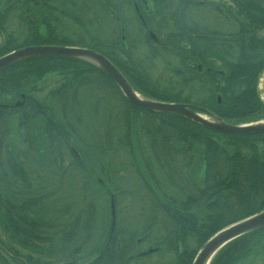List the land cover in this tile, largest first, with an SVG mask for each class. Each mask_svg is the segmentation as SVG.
Returning <instances> with one entry per match:
<instances>
[{"label": "flooded vegetation", "instance_id": "1", "mask_svg": "<svg viewBox=\"0 0 264 264\" xmlns=\"http://www.w3.org/2000/svg\"><path fill=\"white\" fill-rule=\"evenodd\" d=\"M84 1L89 7L91 6L90 9L88 7L91 11L95 4L91 0ZM216 4L214 3L215 6L207 4L203 0H102L99 7L104 15L101 29L105 34L93 36L87 31H80L77 34L72 33V36H65L61 32L62 28L61 30L58 28L54 13L70 16L76 22L81 21L80 24L78 23L80 28H83V21L87 24L93 23L89 16L85 17L81 13L80 19L77 20L79 12L78 15L68 12L70 7L73 11L78 8L74 0H0V41H3L0 44V52L11 51L23 45L83 47L109 59L136 89L183 101L179 103L198 105L220 116L225 115L227 111L224 108L225 98H231L236 93L241 96L246 94L247 99L251 95V101L246 103V106H233L234 109H230L228 113H246L257 118L264 117V107L256 95V81L259 80V75L264 69V36L259 34L264 29V24L260 23L264 22V0H230L229 5H224L223 2H219V6ZM140 50L148 51L147 55L151 58L162 60L165 57L161 62L166 63H141L138 60L142 57L144 59L145 55L137 54ZM245 55L246 59H244ZM129 59L134 63H130ZM16 63L0 70V94L3 95L0 96V164L5 168L8 166L10 171L5 178L0 177V185L10 190V196H13L12 191L17 187L27 194L26 201L30 198H38L37 216H32L31 228L38 227L41 233L38 237H28V235L18 237L17 230L5 233L4 223L11 221L13 225V221L11 219L4 221L0 216V248L5 251V253L1 251L0 264H9L6 257L7 260H12V263L20 260L23 264H27L24 257L28 256V250L32 247H29L28 243H35L38 239L45 242L48 238L46 233L49 231L57 229L59 239L66 242L67 238L62 237H72L75 226L81 222L79 219L84 218L82 225L89 227L88 221L93 214L90 207L91 198L87 196L96 192V188L100 194L109 198V211L113 213V217L108 213V219L112 221L114 232L110 240L114 242L110 246L108 243L111 241L107 243L108 236L104 240V246L100 245L96 249L88 247L85 264H143L145 262L143 259L162 253L170 257L168 261L161 256L154 264H187L192 251L189 250V244L185 246L180 243L177 246L178 250L181 249L177 260L171 250L157 253L154 250L156 245L148 246L150 240L146 235L141 237L139 234L138 237L137 233L131 230L115 231L118 222L116 207L119 194L133 195L131 199L135 196L132 200L136 204L140 202L137 205L142 206L141 211L150 208L151 215L144 221L148 229L158 222L161 225L162 220H165L161 213L164 207L170 214L180 211L184 219L187 215L192 216L193 211L204 210L202 193L205 190L200 164L203 158L205 161L202 153L206 141L213 143V145L209 144L210 146H214L215 143L225 148L229 142H238L229 139L228 136H237L247 145L243 147V151L247 153L248 147H251L253 151L250 150L249 154H256L258 164L264 163V132L226 134L183 119L178 121L176 118H169L170 124L164 126H159L157 124L159 121L156 122L158 119H154L155 128L153 131L151 129L152 133L146 128L149 138L145 141V145L141 137L133 142L128 136L127 140L126 132L125 139L115 141V144L127 149L126 153H129L127 159L139 182V188L134 190L133 187L124 188L120 185H114L113 188L108 166L110 156L106 155L111 145L108 132L104 133L105 138L100 142L85 143L90 147L94 144L103 147L101 151L103 156L96 155L89 158L84 152L87 146L82 141L85 140L75 130L87 126L76 120V122L66 120L62 125L58 116L64 115L66 118V115L71 114L70 116L73 117L69 110L74 114L80 113L81 109L78 108L81 100L89 99L87 102L93 112H96L100 106V101L102 104L110 105L107 80L109 77L93 65L73 59L46 58ZM146 64L152 71H155L159 64L160 67L156 68L155 73L159 76L154 75L156 79L145 72ZM162 73L171 80L166 82L169 83L168 86L160 85L159 78ZM13 77L19 80L14 83ZM51 78H57L51 89L43 90L44 88L40 86L33 90L28 88L30 83H36L34 80H42L49 85ZM228 83L231 91L230 94L227 92L225 94ZM24 84L26 93L23 96L18 92L16 99L12 101L6 99L12 95L10 91L21 90ZM120 112L121 110L115 119H118L117 123L121 129H124L118 117ZM91 125L95 127V124ZM9 127L23 129L19 140L26 146L23 151L18 152V142L15 140L17 136H12L11 131H8ZM219 137H224L225 141H220ZM77 142L81 145L78 146ZM146 142L149 145H146ZM37 144H40L39 148L42 147V151L38 152L41 155L39 161L42 166L37 174V181L40 182V178H43L45 183L40 185L38 190L33 191L26 164L30 152L37 148ZM236 145L231 148L234 149ZM45 146H47L46 151ZM133 148H137V155H130ZM231 148L227 151H231ZM150 161L156 164L159 170H153ZM143 162L145 163L142 165ZM145 164L147 170L144 169ZM15 168L18 177L13 172ZM121 169L117 167V171ZM159 171L163 174L165 185L160 180ZM47 175H50V183L46 182ZM24 183L29 185V188H25ZM63 191L70 196V202L62 213V224L56 221L48 222L44 218L45 199L57 196ZM72 195H78L82 208L88 206L85 214L83 210L81 216L79 213L69 214L68 208L72 207L75 201ZM164 196L167 199L166 204L162 203ZM190 196L193 206L189 203ZM174 199L177 201L173 202ZM3 207L0 208V213L8 214L11 218L15 213L13 207L15 208L16 205L11 208L4 205ZM26 207L24 206L23 210ZM74 210L73 208L71 211ZM22 215L28 216L27 213L20 214ZM200 215L197 221L192 220V224L196 223L197 227L202 229L205 222L201 221ZM60 220L61 217L58 221ZM22 221L25 224L18 220L16 227H22L26 231L27 222ZM66 225L73 229L70 236L62 232ZM178 226L183 225L178 224ZM92 227L90 226L87 236L90 232L93 233ZM253 233L255 234L248 236L242 245H238L237 241L229 245L218 264H238L240 256L246 259H251L253 256L261 259L260 255L264 256V227ZM201 235L202 233L198 232L190 236L193 248L196 242L200 241ZM172 237L173 235L169 241L173 240ZM1 242L6 244L7 251L3 249ZM142 243L144 245H141ZM41 255L43 257L44 252ZM34 264H45V262L37 261ZM259 264H264V257Z\"/></svg>", "mask_w": 264, "mask_h": 264}, {"label": "rangeland", "instance_id": "2", "mask_svg": "<svg viewBox=\"0 0 264 264\" xmlns=\"http://www.w3.org/2000/svg\"><path fill=\"white\" fill-rule=\"evenodd\" d=\"M74 1L78 5V8H76L73 11V9H71V7H70V8H68V12H72V14H75V15L76 14L78 15V12H79L77 20L80 19L79 16L82 14L85 15V17L89 16V18L92 19L93 23L87 24V22L83 21V23H82V24H84L83 28H80L79 24L81 23V21L76 22L70 16L69 17L68 16H60L59 14L54 13L55 18L57 19L56 23H57V25H59L58 28L60 30L62 28V30H63V31L61 30L62 34H64L65 36H67V35L72 36V33L77 34L80 31H87V32H89V34H91V35L93 34V36H98V35L100 36V35L105 34L102 32L103 29H101V28H103L104 15L102 13L103 11L101 12V9L99 7L102 0H91L92 3L95 4L91 11L89 10L91 8V6L89 7V4L85 3L84 0H74ZM229 1L230 0H203V2H206L207 4H211V5H214V3H217L216 6H219L218 5L219 2H223L224 5H229ZM88 7H89V9H88ZM100 13L102 15H100ZM71 16L73 17V15H71ZM212 17L214 18V16H212ZM76 25L78 28L74 27ZM259 34H262V36H264V29H262V31H260ZM75 40H77V39H75ZM78 40H79V38H78ZM2 42L3 41H0V44ZM146 50H140V52L137 53L141 56H142V54H144L146 56V58L144 56V59L142 57V59L138 60V61H141V63H166V62H161L162 60H165V57L162 58V60L161 59H155L154 57L151 58L150 55L149 56L147 55L149 52L148 51L145 52ZM100 55H102V54H100ZM46 58L73 59V58H69V57H47L46 56V57L27 58V59L20 60L18 62L25 61V60L46 59ZM107 60L110 63H112L109 59H107ZM159 67H160L159 64H157L156 68H159ZM150 68L146 64V68H144L145 72L151 78L156 79L155 76L156 75L159 76L158 74L155 75L156 68H155V71H152ZM157 70L159 71V69H157ZM261 76L264 77V69H263V71H261L258 79H260ZM13 78L14 79L12 80V82H14V83L17 82V80H19L16 77H13ZM55 79H57V78H55ZM55 79L51 78V80H50L51 82H49V85L45 84L46 82L44 83V81L42 82V80H40V81L34 80L36 83L35 84L30 83L28 85V88L30 87V89L33 90V89H35V87L40 86V87L44 88L43 90H45V89L48 90V88L51 89L55 85L54 84ZM169 80H170L169 76L165 75V73H162V75H160V78H159V81L161 83L160 85L168 86L169 83L166 84V82H168ZM263 82H264V79H260V80L256 81V86H257V89H256L257 94L256 95H257L259 102L264 107V89H262ZM20 84H22V83H20ZM25 87H26V85L24 84L20 88L21 90L10 91V92H12V95L6 99H9L11 101L16 99V96H17L16 93H18V92H20L19 94H21L23 96L26 93ZM6 89H8V86L6 87ZM178 89H179V87H178ZM184 89L185 88L182 89L183 92H184ZM181 93H182V91H181ZM42 94L48 95L47 93H42ZM42 94H40V95H42ZM183 94H185V92ZM0 96H3V95L0 94ZM88 100L89 99H86V101L85 100L79 101V108L78 109H81L80 113L74 114L72 111L69 110V112L74 115L73 117L70 116L71 114L66 115V118L64 117V115H58L59 120L61 122L60 124L63 125L66 120H69L70 122L79 121L81 124H84L87 126V128H83V126H82V129L79 128V129H75V130L85 140V141H82L84 143V145L87 146V149H85L84 152H85V155L89 158H92L96 155L98 157H101V155L103 156V154L101 152L103 150V147L96 146L95 144L93 147H90L89 145H87L85 143L87 141L88 142H92V141L100 142L101 140H103L105 138L104 133L108 132L109 141H110L111 145H109V152L106 155L110 156V163L109 164H108V162H106V163L109 166V176H110V180H111L110 182L112 184V187L114 188V185L115 186L120 185L124 188L133 187L134 190H137L139 188V185H138L139 182L136 178V175L133 173L131 165H129V162H128L129 160L127 159V156H129V153H126L127 149L124 147H121L120 144H115V141H117L119 139L120 140L125 139L124 138L125 137V130L121 129V126L117 123L118 119H115V116L117 115V113L120 110V104L115 101V102H112V104H110V105H106V104H102V102L100 101V103H101L100 106H98L96 112H93V111H91L92 107L90 106L89 102H87ZM178 100H181V99H178ZM191 105L194 106L193 104H191ZM58 113L59 112L57 110V114ZM163 114H167V113H163ZM168 114L169 115H176V114H170V113H168ZM176 116L181 117L185 121L193 122L189 119H186L183 116H180V115H176ZM254 117H255V119H258V121L264 122V117H258V118H257V116H254ZM129 118H130V126L132 129V131H130L132 136L129 135L131 138L130 141L134 142L135 139H138L141 137L140 139H142V143H143V145H145V141L148 140L147 138H149V136L146 134L147 129L144 126V124H145L144 123V120H145L144 114L140 111H136L135 113H134V111H131V115ZM208 118H210V117H208ZM158 121L159 120H156V122H158ZM37 122H38V119L36 118V123ZM160 122L163 124H170L168 119H165V120L160 121ZM92 123L95 124V127H93L91 125ZM177 123H175V124H177ZM195 124H197V123H195ZM236 124H245V122H240V123H236ZM178 126L185 127L183 125H178ZM8 131H11V134L13 137L17 136L15 138V140H16V142H18V144H17L18 145V152L23 151L26 148V146L24 144H21L19 141L20 137L23 134L22 133L23 129L22 128L9 127ZM218 136L219 135H217V137ZM212 137L215 138L214 135H212ZM224 139H225L224 137H219L220 141L221 140L225 141ZM39 145L37 144V148L33 149L32 153L30 152L29 159H28L27 164H26L27 174L30 177V179L32 180V185H31L32 188L31 189L33 191L38 190L39 186L43 185L45 183L43 181V178H40V182L37 181V178H38L37 174H38V172H40V168L42 166L41 162L39 161V158L41 157V155H39V153H38L39 151H42V147L39 148ZM42 145H44V144L42 143ZM77 145L80 146L81 144L79 142H77ZM146 145H149V144L146 142ZM44 148H45L44 150L46 151L47 146H45ZM225 148H228V147H225ZM147 151H148V149H147ZM134 154L137 155V148H133V150H131L130 155H134ZM36 155H37V157H36ZM115 155H120V156L117 157ZM20 157H22V156L20 155ZM89 161H91V159ZM144 163L145 162H143L142 165ZM117 167H121L122 168L121 171H117ZM150 167L153 170L155 169V171L159 170L158 167L156 166V164H154L152 161H150ZM144 169L147 170L146 164L144 166ZM40 176H41V174H40ZM49 177H50V175H47V177H46L47 183L51 182V180L49 181ZM118 177H119V179H118ZM160 180H161V182H163V185L166 184L164 177H163V174L161 172H160ZM3 187L0 185V208L2 207V209H3L4 208L3 205L8 206L9 208L16 205L17 211L15 212V214L11 215V218H10V215H8V214L0 213L1 219H3L4 221L11 219L13 221V224H16V221L20 220V214L26 213L23 211L24 206H22V207H20V206L22 204L24 205V201H26L27 194H24V192H22L21 190H19L16 187L15 188L16 190L12 191L13 196H10V190L4 189ZM99 192L100 191H98L96 188V192L87 196V198L89 196L91 198L90 199V207H91L93 217L89 218L88 224H90V226H93L91 228L92 232H93L92 234L90 232V235L87 236L88 231L90 230V226L84 227L82 224H83V221L85 219L81 218V219H79L81 221L80 224L77 223V225L75 226V229H74L75 233L72 235L71 238L67 237L68 241H66V242L61 241L59 239V234L56 232L57 231V229H56V230H52V231L47 232V233L51 232L52 235L48 236V238L45 240V242L42 240L40 241V239H38L35 241V243L29 244V247L32 246L33 248L31 247V250H28L29 254L25 253L28 256L25 255L24 261L27 264H29V263L34 264L37 261L38 262L44 261L45 264H67V263H69V264L70 263H72V264H85L86 251H87L88 247H91V248L95 247V249H96L100 245L104 246V243H105L104 240L108 236L109 237H108L107 243L109 241H111L108 244L110 246H112L114 240H110V237L112 236V233H114V232H113L112 221L108 219V213L109 214L111 213V211H109V203H108L109 198L106 195L104 196V195L100 194ZM176 194H178V193H176ZM72 196L74 197L75 201H74L73 206L72 207L69 206V208H68V209H70L69 214L71 213L72 215H75L76 213L77 214L79 213V215L81 216V215H83L81 212L82 210H83V213L85 214V212H86L85 210L88 208V206H85L84 208H82L80 206L81 202L78 198V195H72ZM132 196L133 195H127V194L121 195V194H119V196L117 198L116 218H117L118 222L115 226V231L116 230L120 231V229L124 230V231L131 230V231H135L137 233L138 237H139V234H141V237H144L143 235H146V234H144L145 231H148V229L144 225L145 224L144 221L150 217L151 211H150L149 207H147L145 210L141 211L142 206L137 205L140 202L136 204L133 201L135 196L132 198L133 200L130 198ZM47 197H48V195H47ZM104 197H105V201H104ZM69 200H70V196L66 195V193L64 191L60 192L59 195H57V196H53V197L50 196V197L46 198L45 199L46 213L44 214V218L48 222L56 221V223L62 224L61 223L63 220L62 219V215H63L62 213L65 212L66 205H69L68 204L70 202ZM136 201H138V200L136 199ZM25 203H27V202H25ZM73 208L75 210L71 211ZM60 217H61V220L58 221V219ZM159 226H160V224L158 222L151 229V234L148 235V238H147L148 240H150V243L148 246L153 247V245H155V243L157 241V236L161 235V228ZM145 228H146V230H145ZM18 230H20V228ZM87 237H90V238H87ZM1 239H3L2 236H1ZM187 240L189 243V250H191L194 246L193 242H191V237H189V239H187ZM231 242H229V243H231ZM196 244H197V242H196ZM141 245H144V244L142 243ZM166 245L169 246V248H171V243L169 245V242H166ZM1 246L3 247V249H5L7 251L6 244H3L1 242ZM164 247H165V244H164ZM200 247H202V245ZM184 249L185 248H183V250ZM1 251L3 253H5V251H3L0 248V255L2 253ZM117 251H118V248H117ZM21 252H23V251L21 250ZM42 252H44L43 257L41 255ZM195 254H196V252L193 254L192 257H190V255H189V258H188L189 262H187V264H192L193 257L195 256ZM263 254H264V250H263ZM161 256L164 257L165 260H167V261L170 258V257H166L164 255V253H162L160 255L154 254V255H151L150 257L143 259L145 261V262H143V264H154L158 260L159 257L161 258ZM260 256L262 257L261 259L263 260L264 256L263 255H260ZM259 259L260 258H257L254 256L251 257V259H246V257L242 258L240 256V259L238 260V264H259V263H261V259H260V261H258ZM6 261H8L9 264H23L22 261H20V260L14 261V263H12V260L11 261L7 260V257H6Z\"/></svg>", "mask_w": 264, "mask_h": 264}, {"label": "trees", "instance_id": "3", "mask_svg": "<svg viewBox=\"0 0 264 264\" xmlns=\"http://www.w3.org/2000/svg\"><path fill=\"white\" fill-rule=\"evenodd\" d=\"M244 21H248V20H244ZM260 23L264 24V22H260ZM243 36L246 37L245 35ZM26 46H34V45H23L22 47H26ZM7 52H2V53L0 52V56ZM244 59H246V55L244 56ZM129 62L134 63V61L131 59H129ZM19 64H23V63H19ZM87 64L89 65V63ZM107 80H108V93H109L110 103L112 104V102L116 101L120 104L121 112L119 113L118 117L120 118L122 126L125 129L127 140L129 135L132 136L130 132L132 131V129L130 126V118H129L131 115V111H134V113L136 111H141L144 114L145 117L144 126L147 129H149L150 133H152L153 129L155 128L154 119L159 120V123H157L159 126L166 125L160 122L165 119L176 118L178 119V121L179 119H182L181 117H178L176 115H169L163 113H150L147 111H142L138 107H135L134 105L130 104L122 96L116 85L110 79ZM129 84L136 92H138L139 94H141L146 98L157 101H163V102H183L166 97L164 95H160L159 93H147L143 90L136 89L131 82H129ZM229 85L230 83L227 84V89H225L224 91L225 94L226 92L230 94L231 87ZM212 86L215 88L213 82H212ZM236 94L231 98H225L224 108L225 110H227L226 114L225 115L223 114L222 116L216 114L217 117L225 122L232 124L254 120L255 119L254 116L247 115L246 113L243 114L228 113L230 109H234L233 106L234 107L246 106V103H249L251 101V95L247 99L246 94L242 96ZM229 96L230 95H228V97ZM228 137L229 139H233L238 142L227 143L226 147L229 148H223L222 146H218L215 143L214 146H210L209 144H211L212 142H210L209 140L208 142L206 141L204 143L205 149L202 155L205 157V161L203 158L202 163L200 164L201 166L200 171L202 172L201 177L203 178L204 181V190H205L202 193V195L204 194L202 196L204 198V204H205L204 210L202 209V211L200 210V212H198V210L193 211V213L190 212L192 216L187 215L186 219H184L180 211L179 212L175 211L173 214H170L169 210L166 207L162 208L163 211L161 213L162 216H164L165 220L164 221L162 220L161 225L159 226L161 228V235L157 236V241L155 243L156 245L155 251L157 253L163 251L170 252L171 250L173 256L178 260L179 251H181V249L178 250L177 246L180 245V243L182 245L185 244V246H187L189 244L187 239H189V237L193 233L197 234L198 232H200L202 233V235L200 236V241L196 244L195 248H192L190 255V257H192L195 251H197L196 249H198L217 230L228 224L237 222L243 218L255 214L264 208V166H263L264 163L258 164L256 154L253 155L249 154L250 150L253 151L251 147H248L247 153L243 151V147H245L246 145L245 141H242L237 136H228ZM204 139L207 140L208 138L207 139L204 138ZM236 143L238 145H236ZM235 145L237 147L232 149L231 147H234ZM230 148L232 150L227 151ZM223 157H232L233 159L232 158L225 159ZM7 172H10L9 167L7 166L5 168L0 164V174H1L0 177L5 178ZM13 172L17 177L19 176L16 168L13 169ZM23 186L25 188H29V185H27L26 183H24ZM189 199H190L189 201L190 205L193 206L192 196H190ZM175 201L177 200L174 199L173 202ZM181 202L182 201H180V203ZM38 203H39L38 198H30L29 200L24 201V205L22 203H21L22 205L20 204L21 205L20 207L27 206L26 209H24L23 211L26 212L28 216L27 217L24 215L20 216V219L25 220L27 222V225L25 226L27 228L26 231L22 227L20 228V230H18L19 228L16 227L18 226V224L12 225L11 221L4 223L5 226L3 228V231L5 233L7 232L11 233V231L17 230L18 237L22 235L24 237L26 235H28V237H38V235L41 233L39 232L38 227L31 228L32 227L31 224L33 222L32 216L33 217L37 216L36 206L38 205ZM162 203L163 204L167 203V199L165 196L162 198ZM189 203L184 202V204L187 205ZM174 206H176V204ZM13 210L16 212L17 207L15 208L13 207ZM199 214H201V221L205 222L202 229L201 228L199 229L196 223L192 224L193 222L192 220L194 221L198 220ZM22 220L19 221L24 222ZM178 224L183 226L179 227ZM152 228L153 227L151 228L149 227L148 231H145L146 236L151 234ZM62 232H65L67 233L66 234L67 236H70L73 233V229L72 227L66 225L65 228L62 229ZM49 234L50 233H46L47 237L49 236ZM253 234L255 233L251 232L249 234H246L226 245L216 254V256L214 257V259L210 264H218L221 256L225 254L227 247H229V245L230 246L233 245L234 242L236 241L238 245L239 244L242 245V243L246 241V238ZM171 235H173L172 237L173 240L169 241ZM62 238H67V237H62ZM175 238H177V240H175ZM166 242H169V245L171 243L170 249L169 246L166 245ZM28 244H31V242Z\"/></svg>", "mask_w": 264, "mask_h": 264}, {"label": "water", "instance_id": "4", "mask_svg": "<svg viewBox=\"0 0 264 264\" xmlns=\"http://www.w3.org/2000/svg\"><path fill=\"white\" fill-rule=\"evenodd\" d=\"M46 56L76 58L92 63L114 81L130 104L147 112L180 115L203 127L226 134L264 132L263 121L229 124L209 111L197 106L160 102L146 98L135 92L125 78L105 57L85 48L55 45L26 46L0 56V69L23 59ZM111 215L113 217L112 212ZM262 227H264V209L225 226L207 239L197 251L192 264H209L224 245Z\"/></svg>", "mask_w": 264, "mask_h": 264}]
</instances>
